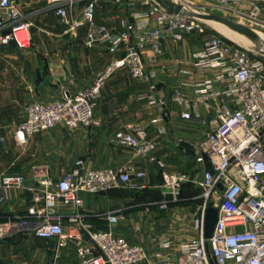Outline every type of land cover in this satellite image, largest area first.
Returning a JSON list of instances; mask_svg holds the SVG:
<instances>
[{
    "label": "built area",
    "instance_id": "built-area-1",
    "mask_svg": "<svg viewBox=\"0 0 264 264\" xmlns=\"http://www.w3.org/2000/svg\"><path fill=\"white\" fill-rule=\"evenodd\" d=\"M75 1L55 0L52 3L59 21L65 25L64 32L75 33L79 27L89 25L85 48L92 49L98 44L111 53L112 58L95 74L90 86L73 92L65 90L60 98L48 103L33 101L27 104L24 119L12 131L18 145L56 124L73 130L91 126L96 101L111 75L125 69L133 79L152 80L163 54V41L170 39L176 43L188 35L201 34L205 22L214 20V15L242 24L250 31L256 26L264 29V0H113L116 4L127 5L133 20L123 19V29L116 32L103 26L93 27L95 0L84 2L80 17L70 15L66 6ZM137 4L144 5L146 10L135 11ZM148 19L155 21L152 28L147 27ZM31 26L16 0H0L1 45L14 41L18 47H28ZM19 32L22 35L17 38ZM145 48L150 50L147 57H144ZM192 59L198 73H211V78L205 79L196 90L193 105L215 106L214 127L205 133L195 150V162L203 166L201 179L196 180L202 202L191 210L195 236L179 243L174 252L173 242L163 237L149 253L145 247L128 243L110 230H94L90 224L82 222L83 215L77 212L82 206L81 193L98 194L117 187L142 188L140 181L144 172L127 166L97 170L72 168L53 181L44 175L38 176L35 185L26 187L25 213L5 221L0 219V239L13 230L27 228L38 239L54 240V256L45 264H55L58 249L69 239L75 244L79 264H138L149 259V264H264V56L251 55L229 40L212 35L203 41ZM160 67L164 69L163 65ZM180 72L191 74L188 68ZM173 93L174 103L188 107L190 103L179 89ZM139 99L156 103L163 110L164 102L152 94L140 93ZM192 107L191 111H181L180 117L200 121ZM145 135L144 128L132 126L117 130L113 139L160 168L162 198L155 204L164 209L178 200L181 187L191 176L187 172L167 171L155 154V144ZM204 157L212 167V174L205 169ZM219 182L222 191L217 189ZM23 183L24 179L18 175L0 177V186L6 189L22 188ZM215 196L219 204L225 203L232 211H222L219 204L214 205L218 218L211 237L206 239L203 236L204 217ZM61 207L76 210L67 220L75 231L63 229ZM106 219L111 224L117 220V215L107 214ZM226 227L236 230L227 233ZM81 230L87 232L89 240L83 238Z\"/></svg>",
    "mask_w": 264,
    "mask_h": 264
},
{
    "label": "crops",
    "instance_id": "crops-1",
    "mask_svg": "<svg viewBox=\"0 0 264 264\" xmlns=\"http://www.w3.org/2000/svg\"><path fill=\"white\" fill-rule=\"evenodd\" d=\"M54 1L16 0L24 17L32 23L30 45L21 48L0 44V127L3 136L0 141V177L14 174L24 179L22 188L0 186V219L5 221L25 213L26 187L35 185L40 175L53 181L72 168L97 170L132 166L144 172L140 181L142 188L117 187L98 194L83 192L80 194L82 206L77 212L83 215L82 222L90 224L91 229L110 230L128 243L145 247L149 253L155 250L161 238L167 237L173 242L174 252L179 243L196 235L191 225L192 204L164 209L157 206L154 199L162 197L160 168L138 156L131 148L117 144L113 135L117 130L141 126L146 131L145 138L155 144V154L167 171L187 172L193 180L201 179L203 166L195 162V150L205 133L214 127L215 106L193 105L196 90L205 79L211 78V73H198L192 55L206 39L190 41L191 35H188L181 42L164 40L163 54L159 57L152 80L133 79L125 69L109 77L93 109L91 126L73 130L56 124L51 129L29 136L25 144L18 145L13 140L12 131L24 119L27 104L33 101L48 103L60 98L65 90L73 92L90 86L95 74L103 70L112 58V54L98 44L92 49L85 48L84 39L89 25L79 27L75 33H65V25L59 21L52 7ZM85 1L76 0L71 6H66L69 14L80 17ZM95 6L93 27L103 26L116 32L123 29V19L133 21L131 10L125 4L95 0ZM134 10L143 12L146 7L137 4ZM154 25L155 21L148 19L147 27ZM149 53L150 50L145 48L144 57ZM183 68H188L191 74L182 75L180 70ZM175 89L183 93L190 103L188 107L174 103ZM143 92L162 100L163 110L156 103L139 99ZM192 106L200 121L180 117L181 111H191ZM59 210L63 215V229L75 231L67 220L76 210L70 207ZM110 213L117 215V220L111 224L106 219ZM35 239L38 238L27 228L13 230L0 239V264L47 263L54 256L55 241L40 238L52 241L55 246L52 251L39 250ZM69 250L73 252V260L65 256ZM149 263L150 259L139 264ZM55 264H79L72 239L58 249Z\"/></svg>",
    "mask_w": 264,
    "mask_h": 264
},
{
    "label": "rangeland",
    "instance_id": "rangeland-1",
    "mask_svg": "<svg viewBox=\"0 0 264 264\" xmlns=\"http://www.w3.org/2000/svg\"><path fill=\"white\" fill-rule=\"evenodd\" d=\"M205 28L204 31L201 34H197V35H191L190 36V41H200V40H204V39H208L210 38L212 35H216L219 36L221 38H224L226 40H229L232 44L239 46L241 48L246 49L251 55H263L264 56V41H262V45L261 44H257L258 46L255 49H248L246 46L240 45L238 44L236 41L230 39L228 36H225L222 32L218 31L214 26H211L209 24V21L205 22ZM252 30L254 31H259V32H264V29L256 26V27H251ZM18 34V33H17ZM251 35H252V31H251ZM253 36V35H252ZM262 46V47H261ZM38 172V171H36ZM162 186V183H161ZM187 186V187H185ZM219 198L218 196L214 197V200L212 203H210V206L214 207V205L217 206V204H219L218 202ZM202 202L201 197L199 196V189H198V185L196 183V180H193V178L190 179V181H188L186 184H184L181 189L180 192L178 194V200L172 203L168 204V207H172V206H182V205H187V204H192V208L195 207L196 205L200 204ZM213 204V205H212ZM220 205V210L222 211H232L231 208L229 209V207L225 204H219ZM220 224L218 225V229L220 228ZM236 228L235 227H226L225 231L227 233H231L233 231H235ZM35 245L37 247V249L41 250V249H49L52 251V249L54 248V243L42 240V239H35ZM71 249V248H70ZM70 252L65 254V256L67 255V257L70 260H73V252L72 250H69ZM48 258H46L47 260ZM139 264V263H138Z\"/></svg>",
    "mask_w": 264,
    "mask_h": 264
},
{
    "label": "water",
    "instance_id": "water-1",
    "mask_svg": "<svg viewBox=\"0 0 264 264\" xmlns=\"http://www.w3.org/2000/svg\"><path fill=\"white\" fill-rule=\"evenodd\" d=\"M215 20H217L218 22L222 23L223 25H225L226 27L228 26L230 29L236 31V32H239V33H243V34H246V35H251V31L245 27L244 25H240L228 18H224V17H220V16H217V15H214L213 16ZM9 45L11 46H15V42L14 41H11L9 43ZM204 160H205V169L206 171H208L209 173H213V170H212V167L208 164V162H206V157H204ZM217 189L218 191H222V184L219 182L217 184ZM217 218H218V210L215 208V207H212V206H209L207 209H206V213H205V217H204V223H203V226H204V231H203V236L204 238H210L213 231H214V228H215V224L217 222ZM81 234L83 235V238L86 239V240H89V236L87 234V232L85 230H81L80 231Z\"/></svg>",
    "mask_w": 264,
    "mask_h": 264
},
{
    "label": "bare ground",
    "instance_id": "bare-ground-1",
    "mask_svg": "<svg viewBox=\"0 0 264 264\" xmlns=\"http://www.w3.org/2000/svg\"><path fill=\"white\" fill-rule=\"evenodd\" d=\"M211 26H214L218 31L222 32L225 36H228L230 39L236 41L238 44L246 46L248 49H255L258 45H262V41H264V32L259 31H252V35L241 34L230 29L228 26L226 27L222 23L218 22L217 20L209 21ZM22 32L17 34V38H20ZM262 47V46H261Z\"/></svg>",
    "mask_w": 264,
    "mask_h": 264
},
{
    "label": "trees",
    "instance_id": "trees-1",
    "mask_svg": "<svg viewBox=\"0 0 264 264\" xmlns=\"http://www.w3.org/2000/svg\"><path fill=\"white\" fill-rule=\"evenodd\" d=\"M162 197H159V198H157V199H154V200H159V199H161Z\"/></svg>",
    "mask_w": 264,
    "mask_h": 264
}]
</instances>
